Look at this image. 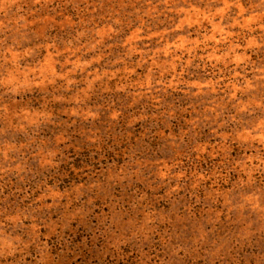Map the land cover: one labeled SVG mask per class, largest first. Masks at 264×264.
Returning <instances> with one entry per match:
<instances>
[{
    "label": "clouds",
    "instance_id": "obj_1",
    "mask_svg": "<svg viewBox=\"0 0 264 264\" xmlns=\"http://www.w3.org/2000/svg\"><path fill=\"white\" fill-rule=\"evenodd\" d=\"M0 264H264V0H0Z\"/></svg>",
    "mask_w": 264,
    "mask_h": 264
}]
</instances>
